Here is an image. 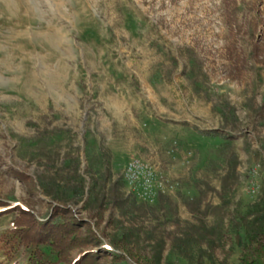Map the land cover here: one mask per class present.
<instances>
[{
  "label": "rangeland",
  "instance_id": "1",
  "mask_svg": "<svg viewBox=\"0 0 264 264\" xmlns=\"http://www.w3.org/2000/svg\"><path fill=\"white\" fill-rule=\"evenodd\" d=\"M262 197L264 0H0V235L65 204L109 256L236 264Z\"/></svg>",
  "mask_w": 264,
  "mask_h": 264
},
{
  "label": "trees",
  "instance_id": "2",
  "mask_svg": "<svg viewBox=\"0 0 264 264\" xmlns=\"http://www.w3.org/2000/svg\"><path fill=\"white\" fill-rule=\"evenodd\" d=\"M0 206L7 204L1 202ZM65 206H53L44 220L36 218L28 209L12 206L14 216L10 227L0 235V248L5 258L0 264H17L14 256L19 249L27 253L24 264H121L124 260L133 264H156L123 238L113 241L114 251L110 256L93 250L100 237L90 222L73 217ZM233 230L230 236L237 251L236 264H264V197L254 203L248 216ZM75 248L79 250L78 257L71 256L70 251Z\"/></svg>",
  "mask_w": 264,
  "mask_h": 264
},
{
  "label": "built area",
  "instance_id": "3",
  "mask_svg": "<svg viewBox=\"0 0 264 264\" xmlns=\"http://www.w3.org/2000/svg\"><path fill=\"white\" fill-rule=\"evenodd\" d=\"M124 178L128 180L129 183L140 181L144 186V191L142 193L143 197H147L154 180V173L150 167L140 163L137 159L131 161L124 172ZM169 185L168 188H171ZM158 191L164 193L165 187L163 185H157Z\"/></svg>",
  "mask_w": 264,
  "mask_h": 264
}]
</instances>
